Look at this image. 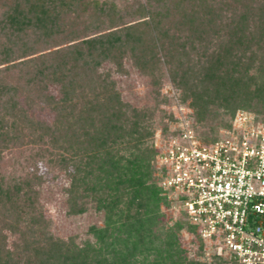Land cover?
I'll list each match as a JSON object with an SVG mask.
<instances>
[{
	"label": "trees",
	"instance_id": "1",
	"mask_svg": "<svg viewBox=\"0 0 264 264\" xmlns=\"http://www.w3.org/2000/svg\"><path fill=\"white\" fill-rule=\"evenodd\" d=\"M83 1L0 0L7 37L0 65H8L0 70V141L12 139V127L17 131L19 123L40 132V139L48 133L52 143L70 137V159L62 162L78 161L74 175L80 174L71 185L72 200L82 187L79 195L96 200L106 223L90 227L95 243L76 246L54 239L28 183L8 185L0 177V264H235L214 251L210 261L188 259L182 231L198 239V250L205 251V244L182 210L181 220L160 224L162 206L172 202L156 176L161 173L154 164L157 152L146 145L153 135L146 115L133 109L132 118H125L107 79L100 81L102 92L93 87L86 94L81 86L76 93L79 83L94 84L104 62L121 67L129 57L141 71L162 64L175 85L189 87L192 127L204 141L218 133L208 124L211 105L228 116L220 125L224 129L238 110L263 118L264 111H251L248 103L264 101V0H92L82 8ZM80 12L91 21L81 33L72 29ZM71 14L75 21L69 24ZM65 42L70 44L13 63L36 54L40 45ZM16 69L18 78L11 83L7 74ZM22 81L28 89L36 87L38 99L56 112L52 126L24 115L17 102ZM48 82L60 86V98L45 94Z\"/></svg>",
	"mask_w": 264,
	"mask_h": 264
},
{
	"label": "rangeland",
	"instance_id": "2",
	"mask_svg": "<svg viewBox=\"0 0 264 264\" xmlns=\"http://www.w3.org/2000/svg\"><path fill=\"white\" fill-rule=\"evenodd\" d=\"M90 1L92 2V0H84L82 8L89 5ZM97 1L101 2L105 0ZM109 1L121 3L123 0ZM129 1L132 3L134 0ZM2 12L3 7L0 4V20ZM80 15L83 14L80 12ZM66 21L69 24L74 22V15L71 14ZM89 22L91 21L87 17V14H84L75 22V27L72 29L80 32L83 24H88ZM6 44V31L0 25V50ZM69 44L65 42V44L58 46L55 43L40 45L36 54L24 59H16L13 63L17 64L25 59L38 57L42 54L46 55ZM258 61L260 60L257 59L254 65H258ZM122 62L121 67H118L113 62H104L95 74L94 84H91V86L85 84L84 87L79 83L76 94L81 92V86L86 94H89L93 87L96 88L95 92H102V87L99 86V84L102 85L100 82L102 79L113 82L114 88L123 104L121 109L124 117L131 119L133 109H136L140 114L146 115V124L149 123L148 130L153 133L152 137L147 139L146 145L156 150L157 155L154 164L160 172L158 157L166 148L165 146H167L173 133L180 130L182 128L181 125L185 121L193 129L192 125H194V122L190 118L192 111L186 104L191 100V92L187 85L186 87L175 85L168 74L167 68L162 64L160 68L141 71L134 66L129 57H125ZM7 66V64L0 65V70H4ZM14 72L15 74L13 75L11 73L7 74V79L11 83H14L15 79L18 78V69ZM258 80L256 79V81ZM23 81L25 82V79ZM23 81L18 92L17 102L20 108L24 110V115L27 119L40 122L44 126H52L56 119V112L38 99L36 87L28 89L23 85ZM48 85L45 94L55 99L60 98V86L51 83ZM248 104L251 111L263 113V100L254 98ZM209 111H211V115L208 118V124L218 127L216 128L218 132L224 129L220 125L228 119V116L222 114V109L217 105H211ZM248 113L251 114L252 112ZM171 116L173 120H171ZM6 120L11 123V118H7ZM20 126L21 123L16 127L17 131L12 127L13 130L10 133V137L13 136V138L19 135L18 139L12 138L6 142L0 141V177L3 179V182L8 185L18 182L28 183L29 190L27 191L35 198L36 207L38 211H41L46 221L44 225L46 231L54 239L72 243L76 246H84L87 242L95 243V239L89 232V229L90 227L103 228L107 216L103 210L97 207L96 200L91 196H80L82 187L78 189L76 202L72 200V194L70 193L71 185L73 179H78L80 175H74L76 174L75 169L78 167V161L77 163L68 161L63 163L62 159L63 157L66 160L70 159L71 150L69 147L74 142L70 137L66 136L64 138L59 137L57 143H52L50 142L51 137L47 132H44L47 135H44L40 139L38 137L40 132L34 134L31 129ZM193 131L198 134L196 130L193 129ZM159 175L160 173H156L157 177ZM79 207H82V212H79ZM161 210L164 216L161 218L160 224L163 227L171 226L176 221L182 219L175 203H171L168 207L162 206ZM180 236L181 246L188 251V259L198 258L210 261L209 256L212 255L213 251L205 245L204 250L206 252L198 250L199 241L194 235L182 231ZM10 241H12V238Z\"/></svg>",
	"mask_w": 264,
	"mask_h": 264
},
{
	"label": "built area",
	"instance_id": "3",
	"mask_svg": "<svg viewBox=\"0 0 264 264\" xmlns=\"http://www.w3.org/2000/svg\"><path fill=\"white\" fill-rule=\"evenodd\" d=\"M181 126L158 157L161 188L216 255L264 264V117L239 110L211 141Z\"/></svg>",
	"mask_w": 264,
	"mask_h": 264
}]
</instances>
